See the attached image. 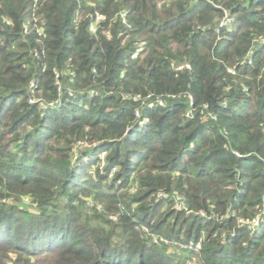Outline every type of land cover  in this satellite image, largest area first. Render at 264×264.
Segmentation results:
<instances>
[{
	"label": "trees",
	"instance_id": "trees-1",
	"mask_svg": "<svg viewBox=\"0 0 264 264\" xmlns=\"http://www.w3.org/2000/svg\"><path fill=\"white\" fill-rule=\"evenodd\" d=\"M190 260L264 264V0H0V264Z\"/></svg>",
	"mask_w": 264,
	"mask_h": 264
},
{
	"label": "built area",
	"instance_id": "built-area-1",
	"mask_svg": "<svg viewBox=\"0 0 264 264\" xmlns=\"http://www.w3.org/2000/svg\"><path fill=\"white\" fill-rule=\"evenodd\" d=\"M94 20L90 23V25H89V29H90V31L92 32V33H95L96 32V30H97V28H98V22L99 21H101L104 17H103V15H101V14H99V13H95L94 14ZM39 33L41 34L42 33V31H41V29L39 30ZM249 58V57H248ZM248 63H250V60H248ZM185 66H188V65H185ZM183 66H179L178 67V69H180V68H182ZM56 77H57V74H56ZM159 104L160 105H162L163 103L160 101L159 102ZM189 113H187V115H188ZM186 115V116H187ZM6 201V200H5ZM23 203H25L27 206H29V208H33V203L31 202V200L28 198V197H24L23 198ZM159 241H164V242H167L166 240H164V239H162V238H160V239H158V238H153V243H155V244H157ZM199 247H198V245L195 247V250H197ZM189 263H191V264H196L193 260H190L189 261Z\"/></svg>",
	"mask_w": 264,
	"mask_h": 264
},
{
	"label": "rangeland",
	"instance_id": "rangeland-1",
	"mask_svg": "<svg viewBox=\"0 0 264 264\" xmlns=\"http://www.w3.org/2000/svg\"><path fill=\"white\" fill-rule=\"evenodd\" d=\"M176 208H179V204L176 206ZM187 264H191V263L188 262Z\"/></svg>",
	"mask_w": 264,
	"mask_h": 264
}]
</instances>
